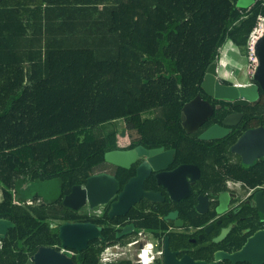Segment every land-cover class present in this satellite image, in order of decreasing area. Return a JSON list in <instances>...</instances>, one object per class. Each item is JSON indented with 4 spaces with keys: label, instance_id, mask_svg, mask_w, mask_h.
<instances>
[{
    "label": "trees",
    "instance_id": "obj_1",
    "mask_svg": "<svg viewBox=\"0 0 264 264\" xmlns=\"http://www.w3.org/2000/svg\"><path fill=\"white\" fill-rule=\"evenodd\" d=\"M258 14L264 0H0V192L63 206L72 185L104 170L117 131L106 124L122 120L130 147L179 134L181 107L219 48L230 40L246 51ZM115 174L122 185L129 169ZM102 234L75 264H131L99 261L118 240L113 227Z\"/></svg>",
    "mask_w": 264,
    "mask_h": 264
},
{
    "label": "flooded vegetation",
    "instance_id": "obj_2",
    "mask_svg": "<svg viewBox=\"0 0 264 264\" xmlns=\"http://www.w3.org/2000/svg\"><path fill=\"white\" fill-rule=\"evenodd\" d=\"M222 75L218 68V88L242 85ZM247 76L246 82L255 83L252 75ZM209 86L212 93L201 88L183 103L198 96L185 110L181 107L179 134L157 144L147 142L145 154L130 164L127 180L143 163L142 188L151 198L142 196L135 202L128 210L133 215L123 224L96 222L105 211L108 214L116 195L106 204L73 209L54 204L51 196L45 200V193L23 200L18 190L7 197L0 192L4 204L0 207V264H33L40 247L68 251L75 264L85 249L61 247L59 226L88 221L101 227L100 235L88 245L104 239L103 228L113 227L118 237L113 248L135 239L151 241L160 251L151 264H233L226 259L230 254L245 259L234 264H252L248 259L264 264L261 242L253 238L264 230V93L259 89L248 100L221 98L215 94L216 81ZM126 134L125 129L116 131V147L111 150L137 146L130 147L133 137L118 140ZM116 167L105 163L104 171L118 179L119 191L127 180L120 185ZM135 214L152 226L138 225ZM124 226L129 233L120 235ZM55 235L57 240L52 242ZM40 254L47 253L41 250Z\"/></svg>",
    "mask_w": 264,
    "mask_h": 264
},
{
    "label": "water",
    "instance_id": "obj_3",
    "mask_svg": "<svg viewBox=\"0 0 264 264\" xmlns=\"http://www.w3.org/2000/svg\"><path fill=\"white\" fill-rule=\"evenodd\" d=\"M256 0H236V5L241 8H249ZM254 54L257 59V65L254 69L251 79L255 83L250 84L248 82L242 83L241 86H222L218 88V61L212 62L206 69V72L200 83V87L207 93H212L210 90V84L216 81L215 94L221 98H238L248 100L252 98L254 94H258L260 89L264 93V19H263V32L254 44ZM248 79V76H247ZM198 99V96L194 97L189 102L182 106L185 110L190 104ZM184 124V123H183ZM146 152L143 145H137L134 148L127 150H108L104 152V162L123 168H129L130 164L136 160L137 157H141ZM143 163L137 166V173L134 177L129 178L124 184L121 190L119 189V182L116 177L106 171L95 172L87 176L83 184L72 185L70 191L64 195L62 204L73 209H78L82 206L93 208L98 205L109 203L110 200L116 195V198L109 203L108 216L110 218L114 216L125 215L130 207L142 196L151 198L150 193L145 192L142 188L144 179ZM152 199L156 200L155 197ZM100 226H96L92 222L83 223H64L59 226L58 238L61 247H68L70 249L82 250L88 247V241L93 240L100 235ZM129 233L127 226H124L120 235ZM261 243L262 258H264V230L255 233L254 237ZM41 250L46 251V255H38ZM71 253L64 251L63 253L56 251L51 247H40L38 252L32 258L33 264H73L70 259ZM226 259L230 260L233 264L237 261L245 259L238 258L234 254H230ZM252 264H261L260 261L249 260ZM29 262V261H28ZM220 261H215L213 264H218Z\"/></svg>",
    "mask_w": 264,
    "mask_h": 264
},
{
    "label": "built area",
    "instance_id": "obj_4",
    "mask_svg": "<svg viewBox=\"0 0 264 264\" xmlns=\"http://www.w3.org/2000/svg\"><path fill=\"white\" fill-rule=\"evenodd\" d=\"M263 19V15H257L256 23L246 40L245 54L247 66L245 73L249 76L253 74L257 65V59L254 54V44L263 32ZM159 254L160 251L156 249L151 241L142 240L140 242L135 239L128 242L124 247L113 248L111 245H106L100 252L99 261L101 263H112L121 259H126L129 260L131 264H151Z\"/></svg>",
    "mask_w": 264,
    "mask_h": 264
},
{
    "label": "rangeland",
    "instance_id": "obj_5",
    "mask_svg": "<svg viewBox=\"0 0 264 264\" xmlns=\"http://www.w3.org/2000/svg\"><path fill=\"white\" fill-rule=\"evenodd\" d=\"M218 60L219 61H226L229 63V65L236 67L233 68L227 64L218 63L219 69H221L222 73L225 74V77L222 75V77L228 79V80H235L242 83H245L247 81V75L245 73L246 66H247V58L245 51L240 50L232 41L226 40L222 46L219 48L218 52ZM229 61V62H228ZM231 63V64H230ZM222 67V68H221ZM221 75V73L219 72ZM232 74H236L237 78L233 79L234 77ZM116 128V130L125 129L124 128V122L122 120H117L115 122L108 123L105 125V128ZM126 132L129 134H126L125 137L119 138L118 140L120 142H127L131 139V137L135 136V133L128 129H125ZM128 135V136H127Z\"/></svg>",
    "mask_w": 264,
    "mask_h": 264
},
{
    "label": "bare ground",
    "instance_id": "obj_6",
    "mask_svg": "<svg viewBox=\"0 0 264 264\" xmlns=\"http://www.w3.org/2000/svg\"><path fill=\"white\" fill-rule=\"evenodd\" d=\"M228 62H229V61H228ZM220 63H223V64H227V65H229V63H227V62L224 61V60H223V61L221 60ZM230 64H231V63H230ZM229 66H231V65H229ZM231 67H233V66H231ZM221 68H222V67H221ZM233 68H236V67H233ZM232 76L234 77V79L237 78V75H236V74H235V75H232Z\"/></svg>",
    "mask_w": 264,
    "mask_h": 264
},
{
    "label": "crops",
    "instance_id": "obj_7",
    "mask_svg": "<svg viewBox=\"0 0 264 264\" xmlns=\"http://www.w3.org/2000/svg\"><path fill=\"white\" fill-rule=\"evenodd\" d=\"M218 61V63H220V61L219 60H217Z\"/></svg>",
    "mask_w": 264,
    "mask_h": 264
}]
</instances>
